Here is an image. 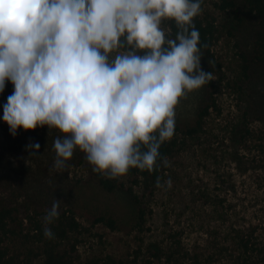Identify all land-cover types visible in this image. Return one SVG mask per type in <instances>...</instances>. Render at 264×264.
<instances>
[{"label": "clouds", "instance_id": "obj_1", "mask_svg": "<svg viewBox=\"0 0 264 264\" xmlns=\"http://www.w3.org/2000/svg\"><path fill=\"white\" fill-rule=\"evenodd\" d=\"M204 0H0V95L15 136L58 129L54 169L64 172L77 148L93 171L119 178L130 169L169 167L161 146L176 130L187 93L213 80L202 68L194 18ZM174 21V37L162 27ZM39 142L27 145L40 154ZM158 161L160 162L158 164ZM156 187L172 180L158 177ZM60 199L43 217L44 236Z\"/></svg>", "mask_w": 264, "mask_h": 264}, {"label": "rangeland", "instance_id": "obj_2", "mask_svg": "<svg viewBox=\"0 0 264 264\" xmlns=\"http://www.w3.org/2000/svg\"><path fill=\"white\" fill-rule=\"evenodd\" d=\"M235 1L233 11L221 9L222 0H204L200 15L210 16L218 27L212 47L220 65L214 77L218 107L206 118L200 137L169 158L162 178H171L170 189L133 184L135 178L126 174L112 178L123 183L122 188L104 190L97 184L98 172L78 148L68 169L57 172L53 143L63 133L44 126L21 128L13 136L2 119L3 105L13 91L7 82L0 95V197L43 210L60 199V211L73 209L83 225V231L72 237L82 264L93 258L104 262L109 256L117 264H171L166 255L173 250L184 264H241L245 257L238 245L241 237L258 249L247 258L264 264V169L260 166L264 154L255 137L241 144L234 133L243 124L264 128V67L252 60L254 19L245 12L244 0ZM162 27L168 30L166 21ZM244 55L249 58L247 72ZM201 65L204 71L209 65L205 54ZM208 92L206 84L187 93L177 106L176 122L193 123ZM31 142H39L40 154L30 155ZM130 186L145 210L143 226L136 224ZM102 214L115 218L118 227L95 222ZM157 253L165 256L158 258Z\"/></svg>", "mask_w": 264, "mask_h": 264}, {"label": "trees", "instance_id": "obj_3", "mask_svg": "<svg viewBox=\"0 0 264 264\" xmlns=\"http://www.w3.org/2000/svg\"><path fill=\"white\" fill-rule=\"evenodd\" d=\"M243 6L245 12L252 16L255 22L256 32L252 60L264 67V0H244ZM220 8L236 11L237 2L235 0H222ZM165 21L167 29L170 30L174 37L176 32L175 22ZM194 23L200 32L202 44L206 45V47L201 49L202 54L206 55L209 62L205 71H212L213 80L207 83L209 92L205 102L200 105L194 122L186 125L176 122L174 136L161 146L160 152L168 160L184 149L190 140L200 137L204 132L206 118L211 114V110L218 107L217 98L215 97L217 84L214 77L217 75L220 65L212 52V47L218 39V27L215 20L208 15H199L194 18ZM249 67V58L244 55V72H247ZM239 88L241 89V86ZM234 133L241 144L247 143L251 137H255L256 142H258L259 152L264 154V128L256 130L247 124H243L242 126L239 125L234 130ZM260 162V166L264 169V159ZM166 168L162 165L153 171L133 168L129 170L128 175L135 178L133 184L145 182L151 186L156 184L158 177H163ZM96 176L97 184L104 190L112 192L117 188L123 187V183H118L117 180L105 177L101 173H97ZM128 192L133 198L136 224L143 226L145 210L141 207L139 197L134 192L133 186L128 188ZM46 212L47 210L36 207L24 208L20 203L11 201L7 197H0V264H82L76 253L77 243L72 239L73 235L80 234L83 231V225L78 220L75 211L73 209L60 211L58 220L50 226L55 233V239H47L44 236L43 217ZM95 222H104L113 229L118 227L115 218L104 214L96 217ZM250 244L251 241L244 240L243 237L238 242L240 249L245 254L241 264H253L250 256L258 249L255 243ZM178 254L179 252L175 250L171 251L170 254L166 255L168 262H171V264H184L182 257ZM246 254L250 255L249 258H247ZM155 256L163 258L165 254L161 253L158 255L157 253ZM84 264L117 263L112 256H109L104 262H101V259L93 258ZM119 264L125 263L119 262ZM136 264L140 263L136 261ZM142 264H152V262L145 261Z\"/></svg>", "mask_w": 264, "mask_h": 264}]
</instances>
